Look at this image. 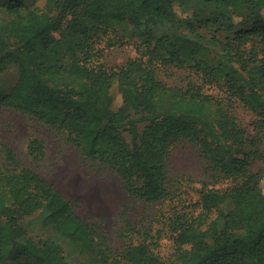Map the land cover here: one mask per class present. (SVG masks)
Segmentation results:
<instances>
[{"label":"trees","instance_id":"trees-1","mask_svg":"<svg viewBox=\"0 0 264 264\" xmlns=\"http://www.w3.org/2000/svg\"><path fill=\"white\" fill-rule=\"evenodd\" d=\"M118 42L137 55L109 67L103 48ZM170 66L195 80L169 85L159 71ZM10 67L0 110L63 134L130 195L167 208L148 226L124 219L117 247L0 136V264H264V0H0V75ZM181 141L224 186L177 196L168 157ZM46 149L34 131L28 155Z\"/></svg>","mask_w":264,"mask_h":264},{"label":"rangeland","instance_id":"rangeland-1","mask_svg":"<svg viewBox=\"0 0 264 264\" xmlns=\"http://www.w3.org/2000/svg\"><path fill=\"white\" fill-rule=\"evenodd\" d=\"M136 55L132 43L118 42L103 48L102 61L109 67H117ZM159 75L169 85H185L189 80H195L189 70L173 66L160 69ZM16 77V69L10 67L0 75V83L4 89H9ZM233 110L248 135L254 136L252 113L239 104H234ZM34 131L40 133L47 145L46 155L39 161L33 160L27 153L28 139ZM0 136L22 163L36 170L73 200L77 212L83 218L101 219L117 247L124 243L120 234L124 219H129L138 227L148 226L154 224L160 212L167 208L130 195L112 168L85 157L63 134L53 131L22 111L11 108L0 110ZM261 147L264 149V140ZM263 165L262 161L257 162L255 168ZM168 172L177 196L187 201L196 200L197 191L204 185H225L224 181L212 177L200 151L189 141H181L172 149L168 157ZM229 206L230 203L225 204L226 208ZM159 242L158 251L163 256L172 252V240L167 233L162 234Z\"/></svg>","mask_w":264,"mask_h":264}]
</instances>
